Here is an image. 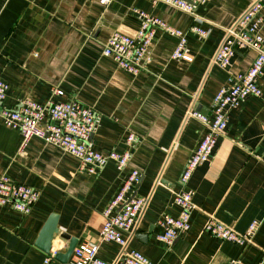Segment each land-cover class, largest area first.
Wrapping results in <instances>:
<instances>
[{"label": "crops", "instance_id": "crops-1", "mask_svg": "<svg viewBox=\"0 0 264 264\" xmlns=\"http://www.w3.org/2000/svg\"><path fill=\"white\" fill-rule=\"evenodd\" d=\"M254 1L209 0L197 7L198 21L152 0H0V77L9 84L1 105L80 100L98 118L90 146L105 153L130 152L125 169L110 161L89 173L46 139L32 137L22 148L21 132L0 118V176L41 193L29 214L0 205V264H65L51 256L69 245L60 235L50 254L36 246L52 213L59 215L60 231L78 238V245L97 244L98 256L113 261L123 248L101 237L104 209L133 169L140 177L127 196H143L146 204L128 235L129 249L156 264H264V99L257 96L229 111L228 127L210 160L194 171L188 185L196 204L190 230L172 245L157 240L163 230L158 219L180 212L174 195L205 134L190 111L212 115L219 88L230 75L247 71L257 55L254 49L237 48L229 68L213 62L226 29ZM138 10L183 30L193 61L172 58L177 38L163 30L157 31L138 75L106 56L103 49L113 33L135 35L141 23ZM193 25L209 29V35L199 37ZM261 33L264 37V25ZM259 84L264 91V70ZM55 89L63 94L54 95ZM130 134L135 135L131 144ZM210 218L238 232L255 219L261 223L252 242L237 244L206 232Z\"/></svg>", "mask_w": 264, "mask_h": 264}, {"label": "built area", "instance_id": "built-area-1", "mask_svg": "<svg viewBox=\"0 0 264 264\" xmlns=\"http://www.w3.org/2000/svg\"><path fill=\"white\" fill-rule=\"evenodd\" d=\"M108 0H101L102 3ZM153 3L163 2L172 8L194 15L197 7L209 0H152ZM140 26L135 35L115 32L106 42L103 53L113 57L118 66L133 75H138L147 59L149 47L158 30H163L177 38V44L172 58L193 61L187 43L186 33L170 25L167 21L145 10H138ZM264 25V0H255L242 14L234 26L226 29L223 41L213 59L221 68L230 67L232 57L237 48H251L257 52L249 69L243 73L230 75L228 82L221 86L214 96L212 115H205L191 110L190 115L197 118L205 128L196 150L188 160L180 177L181 189L174 195V202L180 207L178 215L163 214L158 219L162 232L157 240L172 245L178 238L191 228L192 213L196 208L194 190L188 185L196 168L210 160L217 145L218 137L224 135L228 127V115L231 109L237 108L250 96L264 99V91L259 84V77L264 70V37L261 27ZM191 30L199 37L205 38L210 30L193 25ZM9 84L0 77V118L11 128L17 129L23 136L22 148L29 139L40 137L60 147L77 158L81 169L96 173L114 161L120 170L127 167L130 152L112 150L108 153L98 151L90 146V141L97 129L98 118L93 107L85 105L80 100L54 101L39 103L27 99L15 108L2 106L7 95ZM54 95L63 94L60 89L54 90ZM135 141V135L130 134L128 143ZM140 171L133 169L119 193L104 209L105 221L100 229L103 240L113 241L122 246V251L113 261H106L98 256L99 246L85 242L74 249L70 260L65 264H156L144 253L129 249L128 235L137 222L146 204V198L140 195L127 196L134 183L139 180ZM40 191L29 185L19 183L8 175L0 176V205H10L13 209L29 214L40 198ZM116 210L115 212H113ZM261 221H252L245 232H238L223 222L210 218L204 225V230L211 235L237 244L252 242ZM54 252L51 256H54ZM50 260L48 257L47 262ZM227 264H243L232 261Z\"/></svg>", "mask_w": 264, "mask_h": 264}, {"label": "water", "instance_id": "water-1", "mask_svg": "<svg viewBox=\"0 0 264 264\" xmlns=\"http://www.w3.org/2000/svg\"><path fill=\"white\" fill-rule=\"evenodd\" d=\"M158 181L163 182V179H159ZM58 223L59 215L57 213H52L39 233L38 239L36 241V246H38L44 252L50 254L53 240L57 235H60V237L69 241V245L65 251H59L55 256L63 263H67L72 257L74 249L79 243V239L71 236L64 231H60Z\"/></svg>", "mask_w": 264, "mask_h": 264}, {"label": "rangeland", "instance_id": "rangeland-1", "mask_svg": "<svg viewBox=\"0 0 264 264\" xmlns=\"http://www.w3.org/2000/svg\"><path fill=\"white\" fill-rule=\"evenodd\" d=\"M113 34H114V33H113ZM113 34H112V35H113ZM112 35H111V36H112ZM111 36H110V37H111ZM110 37H109V39H110ZM109 39H108V40H109Z\"/></svg>", "mask_w": 264, "mask_h": 264}]
</instances>
